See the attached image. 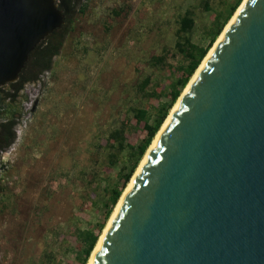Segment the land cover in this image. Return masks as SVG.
I'll use <instances>...</instances> for the list:
<instances>
[{
	"label": "water",
	"instance_id": "obj_1",
	"mask_svg": "<svg viewBox=\"0 0 264 264\" xmlns=\"http://www.w3.org/2000/svg\"><path fill=\"white\" fill-rule=\"evenodd\" d=\"M62 21L56 0H0V85ZM88 264H264V0L200 65Z\"/></svg>",
	"mask_w": 264,
	"mask_h": 264
},
{
	"label": "rangeland",
	"instance_id": "obj_2",
	"mask_svg": "<svg viewBox=\"0 0 264 264\" xmlns=\"http://www.w3.org/2000/svg\"><path fill=\"white\" fill-rule=\"evenodd\" d=\"M83 3L84 10L73 15L58 53L39 80L25 82L13 100L4 96L6 83L0 85L1 117L14 119V138L0 150L5 193L0 200V264L13 263L17 246L24 257L37 253L44 234L63 224L73 191L65 178L89 161L96 141L116 125L127 106L148 107V99L137 98L134 85L144 77L150 86L165 85L169 67L179 60L170 52L183 10L189 9L194 18L191 41L204 44V27L219 0H208L209 10L202 8V0ZM164 49L169 51L168 66H152L149 57ZM84 215L90 222L97 217L91 211ZM83 222L76 225L83 227Z\"/></svg>",
	"mask_w": 264,
	"mask_h": 264
},
{
	"label": "trees",
	"instance_id": "obj_3",
	"mask_svg": "<svg viewBox=\"0 0 264 264\" xmlns=\"http://www.w3.org/2000/svg\"><path fill=\"white\" fill-rule=\"evenodd\" d=\"M242 1L219 0L210 16V23L204 27V44L191 41L190 31L194 18L189 9L183 10L177 19L170 52V55L178 54L179 60L169 67V75L164 79L165 85L158 88L157 84L150 86L149 77H144L139 85H134L133 91L138 92L137 98L140 96L148 99V107L130 104L116 125L96 141L90 150L89 161L65 178L70 181L73 191L63 224L53 225L44 234L43 245L37 253L31 252L24 257L26 254L23 249L17 246L12 264H87L104 223L110 218L138 161L140 163L191 76L212 47L209 46L216 41L224 23L236 12ZM56 3L63 13L62 23L28 52L16 80L6 83L9 90L5 91V97L13 100L25 82L36 80L42 70L50 68L52 57L58 53L73 15L84 10L83 0H56ZM201 5L204 10H209L208 0H202ZM168 52L164 49L150 56L151 65L168 66L165 61ZM2 108L0 150L14 138V119L9 114L1 117ZM0 189L2 200L5 193L1 186ZM87 211L96 214L93 222L85 218ZM80 219L85 221L83 227L76 225ZM21 240L25 238L21 237Z\"/></svg>",
	"mask_w": 264,
	"mask_h": 264
},
{
	"label": "bare ground",
	"instance_id": "obj_4",
	"mask_svg": "<svg viewBox=\"0 0 264 264\" xmlns=\"http://www.w3.org/2000/svg\"><path fill=\"white\" fill-rule=\"evenodd\" d=\"M244 1H245V0L242 1V3L240 4V6H239L238 9L236 10V12L232 15V17L230 18V20L228 21V23L225 25L223 31H222L221 34L218 36V38L216 39V41L214 42V44L212 45V47L210 48V50L207 52V54H206L205 57L203 58V60H202V62L200 63V65H201V64L203 63V61L207 58V56L211 53V51L213 50L214 46L216 45V43L218 42V40H219L220 37L222 36V34H223V32L225 31V29H226V28L228 27V25L231 23L232 19L234 18L235 14L238 12V10L240 9V7H241V5L243 4ZM200 65L198 66V68H196L195 72H194L193 75L191 76V78H190L189 82L187 83L186 87L184 88L183 92L181 93V95H180L179 98L177 99L176 103L174 104V106H173L172 109L170 110V112H169L167 118L165 119L164 123L162 124V126H161L160 129L158 130V132H157L156 136L154 137L152 143H151L150 146L148 147V149H147L145 155L143 156L142 160H141L140 163L138 164L136 170H135L134 173L132 174V176H131V178H130L128 184H127V186L125 187L124 191L122 192V194H121V196H120V198H119V200H118V202H117V204H116V206H115V208H114V210H113V212H112L110 218L108 219V221H107L105 227L103 228L102 233L100 234L99 239H98L96 245L94 246V249H93V251H92V253H91V256H90V258H89V261L91 260V258H92L93 255L95 254V252L97 251V248H98V246H99V242H100V239H101V236H102L104 230L106 229V227H107L109 221L111 220V218H112V216H113L115 210L117 209L119 203L123 200L125 194L127 193V188H128V186L131 184L132 180L134 179V177H135V175H136V173H137L139 167H140L141 164L145 161V159H146V155H147V153H148L150 147L152 146L153 142L155 141L156 137L158 136L159 132L161 131L162 127L164 126L165 122L167 121L168 117L170 116L171 112L173 111L174 107H175L176 104L181 100L183 94H184L185 91L187 90V87H188L190 81H191L192 78L197 74ZM89 261H88V263H89ZM88 263H87V264H88Z\"/></svg>",
	"mask_w": 264,
	"mask_h": 264
},
{
	"label": "built area",
	"instance_id": "obj_5",
	"mask_svg": "<svg viewBox=\"0 0 264 264\" xmlns=\"http://www.w3.org/2000/svg\"><path fill=\"white\" fill-rule=\"evenodd\" d=\"M45 73H46V70H43ZM39 76V75H38ZM43 77V75L42 74H40V78H42ZM45 78V76L43 77V79ZM36 80H39V78H37Z\"/></svg>",
	"mask_w": 264,
	"mask_h": 264
}]
</instances>
